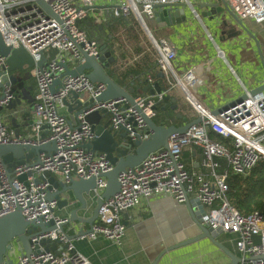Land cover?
Masks as SVG:
<instances>
[{"label": "built area", "instance_id": "1", "mask_svg": "<svg viewBox=\"0 0 264 264\" xmlns=\"http://www.w3.org/2000/svg\"><path fill=\"white\" fill-rule=\"evenodd\" d=\"M106 1V0H105ZM185 0H116L110 7L114 17L127 18L133 15L147 29L146 20L155 17V5L184 2ZM232 13L241 20L252 19L256 23L264 22V0H225ZM59 20L41 9L36 0H0V33L4 43L12 48L23 47L34 62L44 53L46 63L42 68L36 65L30 68L35 79L36 91L30 106L32 119L30 128L24 134L16 136L2 121L0 113V145L29 144L37 146L46 142L54 143V150L39 155V162L16 165L9 175L0 156V216L19 208L27 220H54L55 225L66 221L65 217L54 214L57 206L55 199L47 198L48 182L39 178L43 170L69 183L71 180L88 179L95 176L96 194H100L106 178L100 176L109 171L112 164L101 152L85 148L84 144L93 139L90 124L85 116L93 111H104L113 129L120 127L128 131L132 139L141 133L147 137L146 124L142 113L133 106L124 107L125 98L95 100L105 89L102 82H92L85 75L66 76L61 87L55 92L51 86L55 78L63 71L59 63L69 68L81 62L82 56L77 44L89 55H99V42L89 37L77 21L92 16L100 23L102 14L96 8L99 0H44ZM148 30V29H147ZM156 63L164 78L163 90L155 96L136 99L141 111L149 116L155 115L153 105L163 102L176 86H181L186 98L196 107L188 88L198 84L199 78L192 68L179 73L173 61L176 52L172 43L165 37L155 41ZM6 56L0 54L1 77L8 76ZM149 82L151 78L148 77ZM69 90L82 92L93 103L74 117L61 114L62 98ZM246 97L239 103L217 114L210 112L200 116L201 121L190 125L184 133H173L168 137L167 148L149 153L140 164L127 167L117 176L119 189L104 200L98 209L97 220L90 231L79 234V238L93 240L102 236L119 244L125 232L123 212L138 206L142 199L156 195H168L175 202H184L187 196H193L205 208L202 222L223 232L236 235L235 247L242 255L238 264H264V217L254 210L242 214L225 197L228 189V172L247 174L264 158V90L254 94L245 91ZM17 100V95L4 86V96L0 98V108L7 107ZM200 106V105H199ZM47 124V134L40 138ZM213 130L232 139L231 147L215 141L208 136ZM186 146H198L202 151L203 165L211 170V177L201 172L189 171L181 160L182 149ZM224 158L227 168L218 172L216 158ZM27 174L26 182L19 176ZM49 239L64 246L57 252L44 250L36 246L38 242ZM31 253L16 252L12 264H90L79 252L74 250L65 234L58 228L32 235ZM13 246L16 243L13 241ZM196 264V263H192Z\"/></svg>", "mask_w": 264, "mask_h": 264}, {"label": "crops", "instance_id": "2", "mask_svg": "<svg viewBox=\"0 0 264 264\" xmlns=\"http://www.w3.org/2000/svg\"><path fill=\"white\" fill-rule=\"evenodd\" d=\"M203 1L206 0L184 1L188 4L184 21L161 26L154 17L146 20L148 31L143 27L144 31L133 28L132 23L127 22L128 18L123 17L126 19V21L123 20L124 25L116 22L117 17L110 14V7L116 0H99L96 8L104 17L103 20L98 23L92 16H88L79 22V26L89 30L90 37L97 39L100 45L104 43L108 45L114 59L105 68L106 72L117 83L132 87L135 92H141V87L146 84L145 80L149 82L148 77L151 78L149 83L153 90L155 83L164 87V78L155 60L157 55L155 41L162 37L167 38L176 52V58L173 61L175 69L182 73L185 69L192 68L199 78L196 86L188 88V93L200 106H194L186 98L183 88L176 86L169 93V99L174 98L175 102L169 100L165 109L171 114H166L171 118L176 113H182L187 120L191 121L264 82L262 54L264 51V22L256 23L252 19L241 20L242 24H250L248 28L258 40L262 60L254 39L234 24L229 17L227 18L228 24L223 25L201 16V12L206 11L207 8H197L193 5ZM229 57L237 65L243 66L241 76L236 73ZM220 59L229 66L233 74L222 68ZM248 62L259 64L260 70L257 74L248 73L246 66ZM23 88L25 93L29 94L30 99L33 98L36 91L35 79L31 76L24 80ZM21 91L16 92L15 106L10 104L2 107L0 113L2 121L10 129L18 128L19 133L24 135L30 128L32 115L30 114L31 107L25 100H21L23 95ZM143 95L148 96L150 92L147 91ZM143 95L139 97H144ZM174 103L177 107L172 109L170 106ZM160 105L162 106L163 102ZM59 109L63 111L60 112L61 114L69 117L64 105L60 106L58 111ZM159 120L160 112L156 114V121ZM181 122L179 118L173 121L178 125ZM168 123L171 121L169 120ZM43 132L45 129L41 133ZM202 159V151L198 146H186L182 149L181 160L187 170L201 172L206 177H211V170L203 165ZM216 161L219 163L218 172L226 170L227 165L224 158H216ZM189 198L193 200V212H198L194 201L196 198L193 196ZM76 203L72 204L69 209L78 206ZM69 209L56 206L54 214L67 217ZM92 210L93 207L90 206L87 210H78V214L89 218ZM122 219L126 228L119 244L102 236L93 240L74 236L68 241L73 245L74 250L82 254L90 264H151L161 256L164 249L197 232L185 203H177L168 195H156L142 199L138 206L123 212ZM77 227L87 230L90 226L88 223H80ZM64 230L65 233H73L68 230V226H65ZM235 239V234L226 232L217 237V240L237 256L240 262L242 255L235 247ZM56 246L59 251L64 245L58 242ZM229 262L228 256L205 238L163 254L158 264H229Z\"/></svg>", "mask_w": 264, "mask_h": 264}, {"label": "water", "instance_id": "3", "mask_svg": "<svg viewBox=\"0 0 264 264\" xmlns=\"http://www.w3.org/2000/svg\"><path fill=\"white\" fill-rule=\"evenodd\" d=\"M37 5L43 9L45 13L59 20L58 16L50 9L44 0H36ZM197 8H207L206 11L201 12V16L207 17L216 23L220 22L227 25V18L229 17L234 24L245 30L257 45L260 53V46L256 37L247 30L242 22L230 10L225 0H206L193 5ZM155 20L159 25H173L182 22L186 19L188 4L185 2L165 3L155 5ZM227 15V16H226ZM79 24V21H77ZM148 29V28H147ZM237 33V32H236ZM77 49L82 56V61L76 66L69 68L65 63H59L63 67V71L54 79L51 86V91L55 92L63 83L66 76H77L79 74L85 75L92 82H102L105 84L104 91L95 99L97 101H104L108 99L125 98V108L133 106L142 113L144 122L146 124L147 137L141 138V133L136 134L135 139H132L124 128L113 129L110 124V119L104 111H93L85 116L87 122L90 124L91 131L93 132V139L84 144L85 148L93 151L101 152L105 155L106 159L112 164V168L101 174L106 178V185L100 194H96L95 176L88 179L71 180L69 183L53 176L48 170H43L39 178L34 179V183H38L40 179L48 182V195L49 200L55 199L57 207H69L72 204L78 206L71 207L68 211V216L65 217L66 221L55 225L53 219L43 222L42 220L34 221L27 220L21 213L19 208L0 216V264H12V256L19 252L28 255L32 249L30 247L29 238L32 235L49 232L56 228L61 230L67 239H71L79 234L87 233L90 231L92 224L97 220L98 209L104 200L108 199L119 189L118 174L124 171L127 167H134L143 161L149 153H152L161 148H167L168 137L173 134H182L192 124L199 123L200 117L194 120H187L182 113H176L174 117H169L165 111L169 100L175 102L174 98L169 99V95L163 97V105L161 106L160 120L156 122L152 117L145 115L137 105L136 99L142 96L147 91L150 92L148 96H155L160 93L163 88L158 84H151L145 80L146 84L141 87V92H135L134 88L127 87L117 83L105 70L106 67L113 61L114 57L107 44L99 46V55H89L80 44H77ZM0 54L6 56L8 76L1 77L4 83L0 82V98L4 96V86L9 85L10 90L16 94L19 90L23 95L21 100H25L29 107L33 103V98L30 99L29 94L23 88V81L31 77L30 68L37 66L42 68L46 63V58L41 52L40 60L34 62L31 55L23 48H12L4 43L0 33ZM263 60V58H262ZM264 66V64H263ZM22 75V76H19ZM264 90V82L249 91L250 94L257 93ZM25 93V94H24ZM144 97H148L143 95ZM246 97L243 93L228 102H225L215 110L210 111L212 117L227 110L229 107L241 102ZM16 102V101H15ZM20 101H18L19 103ZM93 103L92 98H86L82 92L69 90L68 93L62 98V104L66 107L69 117L72 122L75 121L74 117L82 113L87 107ZM15 106V103H11ZM157 104L152 106V109L157 111ZM172 109L177 107L174 103L170 106ZM175 118L182 120L181 124H174ZM169 120L171 123H168ZM45 132L40 134L43 139L47 132V124L43 125ZM14 134L18 136L19 129L14 130ZM53 142H46L37 146L29 144H1L0 156L7 169L8 174H11L12 168L16 165L25 163L34 164L39 162V155L43 152L54 150ZM27 174H22L18 178L20 181L26 182ZM66 195V196H64ZM192 199L187 196L184 203L191 213V218L197 232L184 240H181L171 247L164 249L161 253L166 254L173 249L195 243L202 239L210 240L218 249H220L230 259L229 264H238L239 258L223 246L218 240V235L224 233L220 228H213L205 225L202 218L205 217V209L201 202L195 199L196 209L198 212H193ZM90 206L93 207L92 215L89 218L82 217L78 214V210H87ZM80 223H88L90 226L87 230L78 228ZM68 226V230L72 234L65 233L64 227ZM75 230L76 233H75ZM13 241L16 246H13ZM57 242H52L49 239L41 240L37 243L39 250L42 247L44 250H52L57 252ZM160 257H157L151 264H158Z\"/></svg>", "mask_w": 264, "mask_h": 264}, {"label": "trees", "instance_id": "4", "mask_svg": "<svg viewBox=\"0 0 264 264\" xmlns=\"http://www.w3.org/2000/svg\"><path fill=\"white\" fill-rule=\"evenodd\" d=\"M117 19L116 22L122 24L126 21L123 17H117ZM127 22L130 21L128 20ZM80 27L83 29L82 26ZM84 30L90 37L89 30ZM262 54L264 57V51H262ZM160 104L161 103L157 104V111H155V115L152 117L155 121L156 114L163 112ZM164 112L170 113L168 110ZM208 136L215 141L223 143L229 148L231 147L232 139L230 137H224L211 129L208 132ZM226 182L228 189L225 192V197L240 213L248 214L256 210L264 217V158H261L245 175L229 171Z\"/></svg>", "mask_w": 264, "mask_h": 264}, {"label": "rangeland", "instance_id": "5", "mask_svg": "<svg viewBox=\"0 0 264 264\" xmlns=\"http://www.w3.org/2000/svg\"><path fill=\"white\" fill-rule=\"evenodd\" d=\"M227 16V15H226ZM128 18V20L132 23V25H133V28H136V30H139V29H141V30H144V28H143V26L135 19V17L133 16V15H130V16H128L127 17ZM126 20V19H125ZM244 25V27H246V29H248L249 31H251L248 27H250V24L248 23L247 25H245V24H243ZM145 31V30H144ZM139 32V31H138ZM142 32V31H141ZM123 33V32H122ZM230 58V57H229ZM221 60V59H220ZM221 62V66H222V68L225 70V71H228V72H230V73H232V71L229 69V66L223 61V60H221L220 61ZM230 63L232 64V66L234 67V69H235V71H236V73L239 75V76H241V72H242V65H237V63L234 61V60H232L231 58H230ZM246 66H247V68H248V70H249V72L248 73H251V74H257L258 73V71L260 70V66H259V64H256L255 62H248V64H246ZM233 74V73H232ZM233 76V75H232ZM243 80H244V78H243ZM59 112H63L62 111V109L60 110L59 109ZM14 257V256H13Z\"/></svg>", "mask_w": 264, "mask_h": 264}, {"label": "bare ground", "instance_id": "6", "mask_svg": "<svg viewBox=\"0 0 264 264\" xmlns=\"http://www.w3.org/2000/svg\"><path fill=\"white\" fill-rule=\"evenodd\" d=\"M148 31V30H147Z\"/></svg>", "mask_w": 264, "mask_h": 264}]
</instances>
